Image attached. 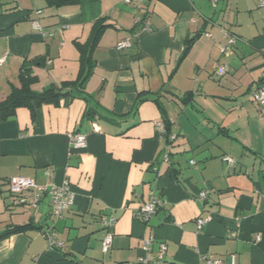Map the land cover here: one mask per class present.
I'll list each match as a JSON object with an SVG mask.
<instances>
[{
  "label": "crops",
  "instance_id": "1",
  "mask_svg": "<svg viewBox=\"0 0 264 264\" xmlns=\"http://www.w3.org/2000/svg\"><path fill=\"white\" fill-rule=\"evenodd\" d=\"M257 3L79 0L55 8L0 0V56L7 53L0 97L18 85L26 58L42 59L33 66L35 91L75 79V41L84 42L100 17L111 24L92 51L83 89L43 104L34 119L25 107L0 119V234L35 226L0 238V264H139L141 254L156 256L160 242L167 247L161 264H200L205 256L264 264V104L251 97L264 90V7ZM125 38L130 45L117 48ZM74 133L86 136L85 147L71 143ZM14 175L66 182L74 203L58 219L47 196L35 208L20 205L7 184ZM151 196L162 205L143 223L136 213ZM110 214L116 221L107 229L102 219ZM198 217L209 220L198 228ZM50 227L60 245L48 244ZM106 231L112 241L104 253Z\"/></svg>",
  "mask_w": 264,
  "mask_h": 264
},
{
  "label": "built area",
  "instance_id": "2",
  "mask_svg": "<svg viewBox=\"0 0 264 264\" xmlns=\"http://www.w3.org/2000/svg\"><path fill=\"white\" fill-rule=\"evenodd\" d=\"M127 4H141L146 0H123ZM258 5L260 7H264V0H258ZM150 22L148 19L143 20L142 29L148 30L150 29ZM49 36L54 34V31H50L45 33ZM210 36L209 33L206 34ZM235 43L234 38H230L228 41L229 45H233ZM130 45L129 38H125L117 43V48L127 47ZM226 46H223L221 51H224ZM7 53H4L0 56V66L5 62V58ZM227 70L225 65L218 67L217 73L219 75H223ZM252 100L257 102L258 104H264V90L257 89L251 94ZM158 127L164 132L163 124L161 122L157 123ZM171 138H174L172 136ZM70 141L75 147H85L86 146V136L83 133H74L70 136ZM225 160H228L230 164L234 163V160L230 159L229 157L225 156ZM164 160H168V156L164 155ZM194 163V161H191ZM8 185L9 190L14 196L16 200L21 205H27L29 207L35 208L38 206L40 200L43 196L48 197L49 206H50V215L56 219L60 218L65 210L69 209L71 205L74 203L75 194L71 191L69 185L65 182L61 185H54V184H45L39 185L37 184L32 178L25 177L22 175H14L8 178ZM200 199L206 197V192L199 193ZM162 205V201L159 199L158 196H151L150 200L144 203L142 206L139 207L136 215L143 223H147L150 217L155 213L158 207ZM209 220V217H198L196 219V224L198 228H200L205 222ZM116 221V218L113 215L107 216L105 219H102V224L105 228L111 227ZM46 237L48 240V244L50 246L53 245H60L55 238V233L53 229L50 227L45 231ZM112 241V233L110 231H106L103 239H102V251L106 253L111 245ZM153 238L149 237L143 240L142 248L147 251L150 249L152 244ZM158 251L154 258H150L146 254H141L138 257L139 264H161L163 261V256L166 251V244L164 242H160L158 244ZM200 264H224V262L217 258H212L210 256H205L202 259ZM231 264H234L232 262Z\"/></svg>",
  "mask_w": 264,
  "mask_h": 264
},
{
  "label": "trees",
  "instance_id": "3",
  "mask_svg": "<svg viewBox=\"0 0 264 264\" xmlns=\"http://www.w3.org/2000/svg\"><path fill=\"white\" fill-rule=\"evenodd\" d=\"M45 1L48 7L57 8L62 5L74 4L79 0ZM108 26H111V24L107 22L106 18L100 17L94 21L90 35L84 42L75 41V45L79 51L80 56L79 70L76 78L73 80H64L59 84L52 83L41 91H35L31 87L37 78L36 74L33 71V66L37 64L41 65L42 59L41 57L26 58L22 62L19 69L18 85H11L10 92L5 97H0V119L9 120L13 118L15 116L16 109L20 107L27 108L30 112L31 118L34 119L36 109L41 107L43 104L52 103L54 105H57L61 98L66 96H74L73 92L75 89H83L85 82L92 74L94 66L92 62V51L96 46L99 37ZM193 40L194 38H189L188 40H186L183 52L184 54L191 46ZM189 97H191L190 91L183 93L181 96H178V98L181 99L182 102H185ZM91 113L92 112L90 110L86 111V116L90 115ZM168 125L165 126L167 136L169 134V129L167 127ZM29 226L35 227L33 223L20 225L0 234V238L10 233L25 230Z\"/></svg>",
  "mask_w": 264,
  "mask_h": 264
},
{
  "label": "rangeland",
  "instance_id": "4",
  "mask_svg": "<svg viewBox=\"0 0 264 264\" xmlns=\"http://www.w3.org/2000/svg\"><path fill=\"white\" fill-rule=\"evenodd\" d=\"M258 4V3H257ZM260 8H262V7H260ZM263 10H264V8H262Z\"/></svg>",
  "mask_w": 264,
  "mask_h": 264
}]
</instances>
